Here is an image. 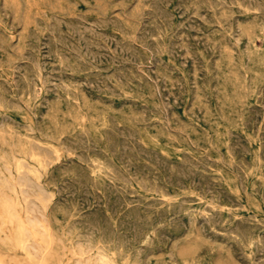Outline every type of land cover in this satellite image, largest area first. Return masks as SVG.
<instances>
[{
	"label": "rangeland",
	"instance_id": "obj_1",
	"mask_svg": "<svg viewBox=\"0 0 264 264\" xmlns=\"http://www.w3.org/2000/svg\"><path fill=\"white\" fill-rule=\"evenodd\" d=\"M231 1L199 0V3L197 0H0V264H264V1ZM201 17L205 21L208 19L206 23ZM204 39L208 40L205 42ZM159 45L161 46L158 47ZM128 75L132 76L131 79ZM186 156L188 157L184 159ZM237 167L242 171H238ZM182 175L189 176L184 178ZM254 224L257 226L254 227ZM205 246L208 248H204Z\"/></svg>",
	"mask_w": 264,
	"mask_h": 264
},
{
	"label": "bare ground",
	"instance_id": "obj_2",
	"mask_svg": "<svg viewBox=\"0 0 264 264\" xmlns=\"http://www.w3.org/2000/svg\"><path fill=\"white\" fill-rule=\"evenodd\" d=\"M145 1H146V0H145ZM161 1H162V0H161ZM197 1L199 2V0H197ZM212 1H214V0H212ZM223 1H224V0H223ZM225 1H226V0H225ZM232 1H234V0H232ZM232 1H231V2H232ZM235 1H236V0H235ZM235 1H234V2H235ZM237 1H238V0H237ZM239 1H240V0H239ZM239 1H238V2H239ZM254 1H255V0H254ZM254 1H253V2H254ZM263 1H264V0H263ZM163 2H164V1H163ZM163 2H162V3H163ZM204 2H205V0H204ZM210 2H211V1H210ZM210 2H209V3H210ZM217 2H218V1H217ZM231 2H230V3H231ZM245 2H246V1H245ZM250 2H251V1H250ZM250 2H248V3H250ZM143 3H144V2H143ZM152 3H153V2H152ZM189 3H191V2H189ZM199 3H200V2H199ZM256 3H257V0H256ZM148 4H149V3H148ZM157 4H158V2H157ZM166 4H169V3H166ZM194 4H196V3H194ZM232 4H233V3H232ZM237 4H238V3H237ZM240 4H241V3H240ZM253 4H254V3H253ZM169 5H170V4H169ZM187 5H188V4H187ZM196 5H197V4H196ZM209 5H210V4H209ZM215 5H217V4H215ZM225 5H226V4H225ZM228 5H229V4H227V6H228ZM242 5H244V3H243ZM246 5H247V4H246ZM263 5H264V3H263ZM153 6H154V5H153ZM161 6H162V5H161ZM197 6L199 7V5H197ZM219 6H220V5H219ZM219 6H218V7H219ZM244 6H245V5H244ZM247 6H248V5H247ZM250 6H251V5H250ZM256 6H257V4H256ZM146 7H147V6H146ZM150 7H151V6H150ZM164 7H165V6H164ZM182 7H183V5H182ZM188 7H189V6H188ZM212 7H213V6H212ZM216 7H217V6H216ZM237 7H239V6H237ZM248 7H249V6H248ZM155 8H156V7H154V9H155ZM193 8H194V5H193ZM195 8H196V6H195ZM208 8H210V7L208 6ZM213 8H214V7H213ZM239 8H240V7H239ZM243 8H244V7H243ZM251 8H255V7H251ZM181 9H182V8H181ZM185 9H186V8H185ZM189 9H190V8H189ZM200 9H201V8H200ZM204 9H205V8H204ZM215 9H216V8H215ZM263 9H264V8H263ZM263 9H262V10H263ZM29 10H30V9H29ZM42 10H43V9H42ZM144 10H145V9H144ZM148 10H149V9H148ZM155 10H156V9H155ZM157 10H158V9H157ZM157 10H156V11H157ZM168 10H169V9H168ZM193 10H194V9H193ZM208 10H209V9H208ZM223 10H224V8H223ZM229 10H230V9H229ZM238 10H240V9H238ZM43 11H44V10H43ZM68 11H69V9H68ZM68 11H67V12H68ZM169 11H170V10H169ZM189 11H190V10H189ZM194 11H195V10H194ZM194 11H193V12H194ZM231 11H232V10H231ZM240 11H241V10H240ZM159 12H160V11H159ZM161 12H162V11H161ZM172 12H173V11H172ZM184 12H185V11H184ZM214 12H215V10H214ZM220 12H221V11H220ZM233 12L236 13V12L234 11V9H233ZM249 12H250V11H249ZM29 13H30V12H29ZM150 13H151V11H150ZM234 13H233V14H234ZM241 13H242V12H241ZM148 14H149V13H148ZM151 14H152V13H151ZM154 14H155V13H154ZM172 14H173V13H172ZM192 14H193V13H192ZM195 14H196V13H195ZM198 14H199V13H197V15H198ZM215 14H216V12H215ZM221 14H222V13H221ZM223 14H224V13H223ZM228 14H229V13H228ZM228 14H227V15H228ZM243 14H244V13H243ZM243 14H242V15H243ZM54 15H55V14H54ZM54 15H53V16H54ZM82 15H83V14H82ZM84 15H85V14H84ZM84 15H83V16H84ZM169 15H170V13H169ZM190 15H191V14H190ZM190 15H189V16H190ZM200 15H201V14H200ZM210 15H211V14H210ZM217 15H218V14H217ZM217 15H216V16H217ZM224 15H225V14H224ZM260 15H261V14H260ZM0 16H1V15H0ZM57 16H58V15H57ZM57 16H54V17H57ZM85 16H86V15H85ZM117 16H119V15H117ZM148 16H149V15H148ZM159 16H160V15H159ZM202 16H203V14H202ZM219 16H220V14H219ZM219 16H217V17H219ZM230 16H232V15H230ZM235 16H236V15H235ZM38 17H39V16H38ZM54 17H53V18H54ZM67 17H68V16H67ZM98 17H99V16H98ZM98 17H96V19H97ZM166 17L169 18V16H166ZM171 17H172V16H171ZM193 17H194V16H193ZM220 17H222V16H220ZM40 18H41V16H40ZM40 18H38V19H40ZM70 18H71V17H70ZM103 18H104V17H103ZM119 18H120V17H119ZM148 18H150V17H148ZM172 18H173V17H172ZM206 18H207V17H206ZM223 18H224V17H223ZM254 18H255V17H254ZM38 19H37V20H38ZM56 19H57V18H56ZM61 19H62V18H61ZM98 19H99V18H98ZM113 19H114V18H113ZM113 19H112V20H113ZM156 19H157V18H155V20H156ZM204 19H205V18H203V20H204ZM209 19H211V18H209ZM221 19H222V18H221ZM226 19H227V18H226ZM230 19H231V18H230ZM230 19H229V20H230ZM262 19H263V18H262ZM105 20H106V19H105ZM152 20H153V19H152ZM201 20H202V17H201ZM203 20H202V21H203ZM207 20H208V19H206V21H207ZM216 20H217V19H216ZM59 21H60V20H59ZM67 21H68V20H67ZM81 21H82V20H81ZM86 21H87V20H86ZM197 21H198V20H197ZM204 21H205V20H204ZM204 21H203V22H204ZM206 21H205V23H206ZM210 21H211V20H210ZM248 21H249V20H248ZM251 21H252V20H251ZM56 22H57V21H56ZM101 22H102V21H101ZM107 22H109V21L107 20ZM116 22H117V21H116ZM119 22H120V20H119ZM150 22H151V21H150ZM182 22H183V21H182ZM215 22H216V21H215ZM220 22H221V20H220ZM244 22H245V21H244ZM39 23H40V22H39ZM50 23H51V22H50ZM61 23H62V22H61ZM65 23H66V22H65ZM72 23H73V22H72ZM89 23H90V22H89ZM89 23H88V24H89ZM178 23H179V22H178ZM189 23H190V22H189ZM196 23H197V22H196ZM210 23H211V22H210ZM213 23H214V22H213ZM222 23H223V21H222ZM227 23H228V22H227ZM229 23H231V22H229ZM252 23H253V22H252ZM58 24H60V23H58ZM58 24H56V25H58ZM113 24H115V23H113ZM119 24H121V23H119ZM150 24H151V23H150ZM150 24H149V25H150ZM172 24H173V23H172ZM179 24H180V23H179ZM194 24H195V23H194ZM248 24H250V23H248ZM254 24H255V23H254ZM24 25H25V23H24ZM44 25H45V24H44ZM49 25H50V24H49ZM49 25H48V26H49ZM79 25H80V24H79ZM81 25H82V24H81ZM92 25H93V24H92ZM95 25H96V24H95ZM149 25H148V26H149ZM155 25H157V24H155ZM158 25H159V24H158ZM176 25H177V24H176ZM181 25H182V24H181ZM188 25H189V24H188ZM213 25H214V24H213ZM225 25H227V24H225ZM236 25H237V24H236ZM242 25H243V24H242ZM38 26H39V25H38ZM50 26H52V25H50ZM68 26H69V25H68ZM77 26H78V24H77ZM100 26H101V25H100ZM105 26H106V25H105ZM146 26H147V25H146ZM185 26H186V25H185ZM200 26H201V25H200ZM220 26H221V24H220ZM227 26H228V25H227ZM240 26H241V25H240ZM263 26H264V24H263ZM53 27H54V26H53ZM59 27H60V26H59ZM69 27H70V26H69ZM73 27H74V26H73ZM149 27H150V26H149ZM161 27H162V26H161ZM177 27H178V26H177ZM177 27L175 28V30L177 29ZM188 27H189V26H188ZM225 27H226V26H225ZM228 27H229V26H228ZM236 27H237V26H236ZM241 27H242V26H241ZM245 27H247V26H245ZM254 27H255V25H254ZM30 28H31V27H30ZM77 28H78V27H77ZM88 28H89V27H88ZM94 28H95V27H94ZM104 28H106V27H104ZM108 28H109V27H108ZM156 28H157V27H156ZM186 28H187V27H186ZM195 28H196V27H195ZM232 28H233V25H232ZM243 28H244V27H243ZM248 28H249V27H248ZM256 28H257V27H256ZM75 29H76V28H75ZM90 29H91V28H90ZM146 29H147V28H146ZM157 29H158V28H157ZM204 29H205V28H204ZM207 29H209V28H207ZM230 29H231V28H230ZM230 29H229V30H230ZM250 29H251V28H250ZM254 29H255V28H254ZM254 29H253V30H254ZM66 30H67V29H66ZM80 30H81V29H80ZM92 30H93V29H92ZM136 30H138V29H136ZM149 30H151V29L149 28ZM158 30H159V29H158ZM185 30H186V29H185ZM220 30H221V29H220ZM233 30H234V29H233ZM233 30H232V31H233ZM236 30H237V29H236ZM240 30H241V29H240ZM38 31L40 32V30H38ZM67 31H68V30H67ZM81 31H82V30H81ZM106 31H107V30H106ZM128 31H129V30H128ZM128 31H127V32H128ZM153 31H154V30H153ZM162 31H163V30H162ZM172 31H173V30H172ZM180 31H181V30H180ZM232 31H231V32H232ZM245 31H246V29H245ZM31 32H32V31H31ZM78 32H79V30H78ZM107 32H108V31H107ZM121 32H122V31H121ZM181 32H182V31H181ZM184 32H185V31H184ZM184 32H183V33H184ZM215 32H216V31H215ZM242 32H243V31H241V33H242ZM253 32H254V31H253ZM253 32H252V34H253ZM60 33H62V32H60ZM76 33H77V32H76ZM99 33H100V32H99ZM123 33H125V31H123ZM128 33H129V32H128ZM176 33H177V31H176ZM185 33H186V32H185ZM190 33H191V32H190ZM203 33H204V32H203ZM218 33H219V32H218ZM234 33H235V32H234ZM243 33H244V32H243ZM254 33H255V32H254ZM63 34H64V33H63ZM66 34H67V33H66ZM84 34H85V33H84ZM108 34H109V33H108ZM111 34H112V32H111ZM114 34H115V33H114ZM131 34H133V33H131ZM134 34H136V33H134ZM147 34H148V33H147ZM163 34H164V33H163ZM174 34H175V33H174ZM180 34H181V33H180ZM187 34H188V32H187ZM204 34H205V33H204ZM206 34H208V33H206ZM239 34H240V33H239ZM28 35H29V34H28ZM33 35H34V32H33ZM39 35H40V34H39ZM54 35H55V34H54ZM64 35H65V34H64ZM101 35H102V34H101ZM115 35H117V34H115ZM160 35H161V33H160ZM247 35H248V33H247ZM247 35H246V36H247ZM42 36H43V35H42ZM82 36H83V35H82ZM82 36L80 35V37H82ZM131 36H132V35H131ZM134 36H135V35H134ZM145 36H146V35H145ZM161 36H162V35H161ZM186 36H187V35H186ZM188 36H189V35H188ZM234 36H235V35H234ZM32 37H33V36H32ZM45 37H46V36H45ZM45 37H44V38H45ZM50 37H51V36H50ZM83 37H84V36H83ZM98 37H100V36H98ZM103 37H104V36H103ZM108 37H109V35H108ZM110 37H111V36H110ZM135 37H136V36H135ZM135 37H134V39H135ZM141 37H142V36H141ZM171 37H172V36H171ZM189 37H190V36H189ZM256 37H257V36H256ZM260 37H261V36H260ZM47 38H48V37H47ZM51 38H52V37H51ZM54 38H55V37H54ZM94 38H95V37H94ZM96 38H97V37H96ZM128 38H129V37H128ZM131 38H132V37H131ZM155 38H157V37L155 36ZM168 38H169V37H168ZM182 38H183V37H182ZM251 38H252V37H251ZM49 39H50V38H49ZM132 39H133V38H132ZM171 39H172V38H171ZM176 39H177V38H176ZM189 39H190V38H189ZM210 39H211V37H210ZM219 39H220V38H219ZM219 39H218V40H219ZM229 39H231V38H229ZM262 39H263V38H262ZM30 40H31V39H30ZM50 40H51V39H50ZM74 40H75V39H74ZM84 40H85V39H84ZM97 40H98V39H97ZM104 40H105V39H104ZM139 40H140V39H139ZM159 40H160V39H159ZM169 40H170V39H169ZM180 40H181V41H184V40H182V39H180ZM190 40H191V39H190ZM190 40H189V41H190ZM193 40H194V39H193ZM204 40H205V39H204ZM207 40H208V39H207ZM207 40H205V42H206ZM31 41H32V40H31ZM65 41H66V40H65ZM65 41H64V42H65ZM90 41H91V40H90ZM100 41H101V40H100ZM102 41H103V40H102ZM116 41H117V40H116ZM121 41H122V40H121ZM155 41H156V40H155ZM211 41H212V40H211ZM216 41H217V40H216ZM216 41H215V42H216ZM230 41H231V40H230ZM263 41H264V40H263ZM54 42H55V41H54ZM69 42H71V41H69ZM92 42H93V41H92ZM95 42H96V40H95ZM132 42H133V40H132ZM144 42H145V41H144ZM186 42H187V41H186ZM209 42H210V41H209ZM220 42H221V41H220ZM232 42H233V40H232ZM235 42H236V41H235ZM241 42H242V41H241ZM245 42H246V41H245ZM31 43H32V42H31ZM36 43H37V42H36ZM66 43H67V42H66ZM86 43H87V41H86ZM96 43H97V42H96ZM104 43H105V42H104ZM112 43H113V42H112ZM118 43H119V42H118ZM125 43H126V42H125ZM130 43H131V42H130ZM150 43H152V42H150ZM150 43H149V44H150ZM168 43H169V42H168ZM175 43H176V42H175ZM183 43H184V42H183ZM187 43H188V42H187ZM187 43H186V44H187ZM190 43H191V42H190ZM194 43H195V42H194ZM210 43H211V42H210ZM247 43H248V42H247ZM254 43H255V42H254ZM256 43H257V42H256ZM45 44H46V43H45ZM49 44H50V43H49ZM106 44H107V43H106ZM110 44H111V43H110ZM122 44H123V43H122ZM134 44H135V43H134ZM153 44H154V43H153ZM157 44H158V43H157ZM160 44H161V43H160ZM173 44H174V43H173ZM191 44H192V43H191ZM197 44H198V43H197ZM207 44H208V43H207ZM248 44H249V43H248ZM257 44H258V43H257ZM35 45H36V44H35ZM86 45H87V44H86ZM96 45H97V44H96ZM96 45H95V46H96ZM99 45H100V44H99ZM181 45H182V44H181ZM214 45H215V44H214ZM219 45H220V44H219ZM229 45H231V44H229ZM246 45H247V44H246ZM262 45H263V44H262ZM49 46H50V45H49ZM62 46H63V45H62ZM72 46H73V45H72ZM83 46H84V44H83ZM100 46H101V45H100ZM160 46H161V45H159L158 47H160ZM165 46H166V45H165ZM185 46H187V45H185ZM205 46H206V45H205ZM232 46H233V45H232ZM28 47H29V46H28ZM63 47H64V46H63ZM76 47H77V46H76ZM93 47H94V46H93ZM102 47H103V46H102ZM102 47H101V48H102ZM132 47H133V46H132ZM166 47H167V46H166ZM170 47H171V46H170ZM182 47H183V46H182ZM187 47H188V46H187ZM256 47H257V45H256ZM258 47H259V45H258ZM42 48H43V47H42ZM48 48L50 49V47H48ZM106 48H107V47H106ZM116 48H117V47H116ZM120 48H122V47H120ZM133 48H134V47H133ZM133 48H132V49H133ZM150 48H151V47H150ZM188 48H189V47H188ZM190 48H191V47H190ZM196 48H197V47H196ZM226 48H227V47H226ZM228 48H229V46H228ZM243 48H244V47H243ZM23 49H24V48H23ZM81 49H83V48H81ZM85 49H86V48H85ZM111 49L113 50V48H111ZM118 49H119V46H118ZM157 49H158V48H157ZM162 49H163V48H162ZM164 49H165V48H164ZM213 49H214V47H213ZM217 49H218V48H217ZM221 49H222V48H221ZM229 49H230V48H229ZM237 49H238V46H237ZM237 49H236V50H237ZM248 49H249V47H248ZM50 50H51V49H50ZM71 50H72V49H71ZM87 50H90V49H87ZM115 50H116V49H115ZM139 50H140V49H138V51H139ZM167 50H169V48H168ZM172 50H173V49H172ZM172 50H171V51H172ZM203 50H204V49H203ZM218 50H219V49H218ZM231 50H232V49H231ZM46 51H48V50H46ZM53 51H54V50H53ZM65 51H66V50H65ZM106 51H107V50H106ZM108 51H109V50H108ZM127 51H128V50H127ZM135 51H136V50H135ZM171 51H170V52H171ZM227 51H228V50H227ZM249 51H250V50H249ZM28 52H29V51H28ZM31 52H32V51H31ZM31 52H29V53H31ZM77 52H78V51H77ZM85 52H86V51H85ZM85 52H84V53H85ZM92 52H93V51H92ZM92 52H91V53H92ZM94 52H95V51H94ZM119 52H120V51H119ZM125 52H126V51H125ZM140 52H141V51H140ZM175 52H176V51H175ZM207 52H208V51H207ZM210 52H211V51H210ZM219 52H220V51H219ZM219 52H218V53H219ZM231 52H232V51H231ZM231 52H230V53H231ZM50 53H51V52H50ZM62 53H63V52H62ZM68 53H69V52H68ZM91 53H90V54H91ZM116 53H117V52H116ZM171 53H172V52H171ZM188 53H189V51H188ZM200 53H201V52H200ZM237 53H238V52H237ZM239 53H240V52H239ZM257 53H258V52H257ZM27 54H28V53H27ZM43 54H44V53H43ZM87 54H88V53H87ZM129 54H130V53H129ZM133 54H134V53H133ZM143 54H144V53H143ZM197 54H198V53H197ZM228 54H229V53H228ZM252 54H253V53H252ZM24 55H25V54H24ZM44 55H45V54H44ZM50 55H51V54H50ZM69 55H70V54H69ZM84 55H85V54H84ZM88 55H89V54H88ZM92 55H93V54H92ZM95 55H96V54H95ZM97 55H98V54H97ZM135 55H136V54H135ZM144 55H145V54H144ZM155 55H156V54H155ZM189 55H190V54H189ZM195 55H196V53H195ZM200 55H201V54H200ZM214 55H216V54H214ZM229 55H230V54H229ZM245 55H246V54H245ZM250 55H251V54H250ZM31 56H32V55H31ZM45 56H46V55H45ZM54 56H56V55H54ZM57 56H58V55H57ZM71 56H72V55H71ZM89 56H90V55H89ZM98 56H99V55H98ZM100 56H101V55H100ZM119 56H120V55H119ZM131 56H132V55H131ZM176 56H177V55H176ZM192 56H193V55H192ZM196 56H197V55H196ZM201 56H202V55H201ZM218 56H219V55H218ZM222 56H223V55H222ZM239 56H240V55H239ZM248 56H249V55H248ZM33 57H34V55H33ZM73 57H74V56H73ZM84 57H85V56H84ZM111 57H112V56H111ZM125 57H126V56H125ZM143 57H144V56H143ZM157 57H158V56H157ZM159 57H160V56H159ZM159 57H158V58H159ZM173 57H174V56H173ZM188 57H189V56H188ZM230 57H231V56H230ZM249 57H250V56H249ZM79 58H80V57H79ZM81 58H82V57H81ZM92 58H94V57H92ZM106 58H107V57H106ZM112 58H113V57H112ZM123 58H124V56H123ZM189 58H190V57H189ZM215 58H216V57H215ZM220 58H221V57H220ZM220 58H219V59H220ZM228 58H229V57H228ZM33 59H34V58H33ZM69 59H70V58H69ZM120 59H121V58H120ZM129 59H130V58H129ZM135 59H136V58H135ZM176 59H177V58H176ZM186 59H187V58H186ZM212 59H213V58H212ZM221 59H222V58H221ZM6 60H7V59H6ZM92 60H93V59H92ZM96 60H97V59H96ZM106 60H107V59H106ZM137 60H138V59H137ZM146 60H147V59H146ZM149 60L151 61V59H149ZM222 60H223V59H222ZM236 60H237V59H236ZM238 60H239V59H238ZM87 61H89V60H87ZM90 61H91V60H90ZM101 61H102V60H101ZM126 61H127V59H126ZM201 61H202V60H201ZM217 61H218V60H217ZM232 61H234L233 58H232ZM62 62H63V60H62ZM62 62H61V63H62ZM68 62L70 63V61H68ZM79 62H80V61H79ZM82 62H83V60H82ZM109 62H110V61H109ZM134 62H135V61H134ZM143 62H144V61H143ZM143 62H142V63H143ZM151 62H152V61H151ZM167 62H168V61H167ZM183 62L185 63V61H183ZM211 62H212V61H211ZM213 62H214V60H213ZM215 62H216V61H215ZM229 62H230V61H229ZM27 63H28V62H27ZM31 63H32V62H31ZM37 63H38V62H37ZM56 63H58V62H56ZM61 63H59V64H61ZM63 63H64V62H63ZM63 63H62V64H63ZM69 63H68V64H69ZM114 63H115V61H114ZM130 63H131V62H130ZM142 63H141V64H142ZM148 63H149V62H148ZM148 63H146V64H148ZM152 63H153V62H152ZM156 63H157V62H156ZM168 63H169V62H168ZM209 63H210V62H209ZM230 63H231V62H230ZM246 63H247V62H246ZM38 64H39V63H38ZM68 64H67V65H68ZM144 64H145V63H144ZM199 64H200V63H199ZM201 64H202V63H201ZM204 64H205V63H204ZM215 64H217V62H216ZM225 64H227V63H225ZM233 64H234V62H233ZM65 65H66V64H65ZM108 65H109V64H108ZM117 65H118V64H117ZM120 65H121V64H120ZM129 65H130V64H129ZM134 65H135V64H134ZM182 65H183V64H182ZM185 65H186V64H185ZM195 65H198V64H195ZM213 65H214V64H213ZM218 65H219V64H218ZM227 65H229V64H227ZM234 65H235V64H234ZM29 66H30V64H29ZM29 66H28V67H29ZM62 66H63V65H62ZM69 66H70V65H69ZM73 66H74V65H73ZM93 66H94V65H93ZM132 66H133V65H132ZM137 66H138V65H137ZM144 66H145V65H144ZM174 66H175V65H174ZM205 66H206V65H205ZM208 66H209V65H208ZM216 66H217V65H216ZM244 66H246V65H244ZM249 66H250V65H249ZM23 67H24V66H23ZM63 67H64V66H63ZM111 67H112V65H111ZM129 67H130V66H129ZM172 67H173V66H172ZM197 67H198V66H197ZM201 67H204V66H201ZM210 67H211V66H210ZM210 67H208V68H210ZM212 67H213V66H212ZM236 67H239V66L236 65ZM14 68H15V67H14ZM29 68H30V67H29ZM64 68H65V67H64ZM69 68H70V67H69ZM93 68H94V67H93ZM108 68H109V67H108ZM121 68H123V67H121ZM131 68H132V67H131ZM138 68H139V67H138ZM173 68H174V67H173ZM214 68H215V67H214ZM229 68H230V67H229ZM244 68H245V67H244ZM20 69H21V68H20ZM35 69H36V68H35ZM44 69H45V68H44ZM51 69H53V68H51ZM74 69H75V68H74ZM80 69H81V68H80ZM88 69H89V68H88ZM90 69H91V68H90ZM97 69H98V68H97ZM100 69H101V68H100ZM136 69H137V68H136ZM205 69H206V68H205ZM13 70H14V69H13ZM53 70H54V69H53ZM78 70H79V69H78ZM147 70H148V68H147ZM216 70H217V69H216ZM238 70H239V69H238ZM2 71H3V70H2ZM47 71H48V70H47ZM58 71H59V70H58ZM74 71H75V70H74ZM142 71H143V70H142ZM173 71H174V70H173ZM239 71H241V70H239ZM247 71H248V70H247ZM254 71H255V70H254ZM13 72H14V71H13ZM16 72H17V71H16ZM19 72H20V71H19ZM45 72H46V71H45ZM80 72H81V71H80ZM122 72H123V70H122ZM188 72H190V71H188ZM194 72H195V71H194ZM194 72H193V73H194ZM198 72H199V71H198ZM217 72H218V71H217ZM217 72H216V73H217ZM257 72H258V71H257ZM5 73H6V72H5ZM29 73H30V72H29ZM40 73H41V72H40ZM85 73H86V72H85ZM130 73H131V71L129 72V74H130ZM149 73H150V72H149ZM244 73H245V72H244ZM254 73H255V72H254ZM14 74H15V73H14ZM62 74H63V73H62ZM99 74H100V73H99ZM132 74H133V73H132ZM139 74H140V73H139ZM147 74H148V73H147ZM190 74H191V73H190ZM260 74H261V73H260ZM5 75H7V74H5ZM8 75H9V74H8ZM41 75H42V74H41ZM56 75H57V74H56ZM78 75H79V74H78ZM123 75H124V74H123ZM130 75H131V74H130ZM130 75H128V77H129ZM142 75H143V74H142ZM145 75H146V74H145ZM148 75H149V74H148ZM169 75H171V74H169ZM241 75H242V74H241ZM74 76H75V75H74ZM96 76H97V75H96ZM106 76H107V75H106ZM114 76H115V75H114ZM143 76H144V75H143ZM203 76H204V75H203ZM206 76H207V75H206ZM220 76H221V75H220ZM19 77H20V76H19ZM26 77H27V76H26ZM56 77H57V76H56ZM60 77H61V76H60ZM86 77H87V76H86ZM107 77H108V76H107ZM116 77H117V76H116ZM131 77H132V76H131ZM131 77H129V78L131 79ZM155 77H156V76H155ZM171 77H172V76H171ZM240 77H241V76H240ZM254 77H255V76H254ZM261 77H263V76H261ZM7 78H8V76H7ZM32 78H33V77H32ZM52 78H53V77H52ZM91 78H93V77H91ZM112 78H113V77H112ZM152 78H153V77H152ZM182 78H183V77H182ZM182 78H181V79H182ZM208 78H209V77H208ZM210 78H212V77L210 76ZM214 78H215V77H214ZM1 79H2V78H1ZM3 79H4V78H3ZM21 79H22V78H21ZM25 79H26V78H25ZM68 79H69V78H68ZM68 79H67V80H68ZM89 79H90V78H89ZM109 79H110V78H109ZM126 79H127V78H126ZM217 79H218V78H217ZM223 79H224V78H223ZM223 79H222V80H223ZM247 79H248V78H247ZM249 79H250V78H249ZM60 80H61V79H60ZM104 80H105V79H104ZM145 80H147V79L145 78ZM164 80H165V79H164ZM175 80H176V79H175ZM190 80H191V79H190ZM198 80H199V79H198ZM198 80H197V81H198ZM231 80H232V79H231ZM240 80H241V79H240ZM244 80H245V79H244ZM11 81H12V80H11ZM18 81H19V80H18ZM28 81H29V80H28ZM32 81H33V80H32ZM34 81H35V80H34ZM44 81H46V80H44ZM52 81H53V80H52ZM89 81H90V80H89ZM106 81H107V80H106ZM122 81H123V80H122ZM183 81H184V80H183ZM195 81H196V80H195ZM211 81H212V80H211ZM7 82H8V81H7ZM14 82H15V81H14ZM50 82H51V81H50ZM83 82H84V81H83ZM87 82H88V81H87ZM97 82H98V81H97ZM104 82H105V81H104ZM154 82H155V81H154ZM179 82H180V81H179ZM184 82H185V81H184ZM190 82H191V81H190ZM204 82H205V81H204ZM207 82H208V81H207ZM212 82H213V81H212ZM214 82H215V81H214ZM214 82H213V83H214ZM240 82H241V81H240ZM250 82H251V81H250ZM15 83H16V82H15ZM17 83H18V82H17ZM17 83H16V84H17ZM24 83H25V82H24ZM74 83H75V82H74ZM74 83H71V84H74ZM91 83H93V82H91ZM100 83H101V82H100ZM105 83H106V82H105ZM105 83H104V84H105ZM115 83H118V82H115ZM124 83H125V82H124ZM130 83H131V82H130ZM156 83H157V82H156ZM201 83H202V82H201ZM254 83H255V82H254ZM5 84H6V83H5ZM56 84H57V83H56ZM67 84H68V83H67ZM101 84H102V83H101ZM146 84H148V83H146ZM152 84H153V83H152ZM195 84H196V83H195ZM198 84H199V83H198ZM211 84H212V83H211ZM220 84H221V83H220ZM241 84H242V83H241ZM241 84H240V85H241ZM248 84H249V83H248ZM250 84H251V83H250ZM2 85H3V84H2ZM29 85H30V84H29ZM46 85H47V84H46ZM64 85H65V83H64ZM90 85H91V84H90ZM95 85H96V84H95ZM107 85H109V84H107ZM113 85H115V84H113ZM160 85H161V84H160ZM181 85H182V84H181ZM206 85H207V84H206ZM215 85H216V84H215ZM252 85H253V84H252ZM260 85H261V84H260ZM36 86H37V85H36ZM62 86H63V85H62ZM65 86H67V85H65ZM99 86H100V85H99ZM102 86H103V84H102ZM129 86H130V85H129ZM173 86H174V85H173ZM196 86H197V85H196ZM213 86H214V85H213ZM216 86H217V85H216ZM237 86H238V85H237ZM243 86H244V85H243ZM255 86H256V85H255ZM53 87H54V86H53ZM56 87H57V86H56ZM91 87H92V86H91ZM95 87H96V86H95ZM192 87H194V85H193ZM197 87H198V86H197ZM199 87H200V86H199ZM204 87H205V85H204ZM217 87H218V86H217ZM235 87H236V86H235ZM248 87H249V86H248ZM259 87H260V86H259ZM262 87H263V86H262ZM19 88H20V87H19ZM49 88H50V87H49ZM68 88H71V87L69 86ZM68 88L65 89V90H68ZM106 88H107V87H106ZM106 88H105V89H106ZM117 88H119V87H117ZM131 88H132V87H131ZM181 88H182V87H181ZM194 88H195V87H194ZM202 88H203V87H202ZM237 88H238V87H237ZM240 88H241V86H240ZM93 89H94V88H93ZM97 89H98V88H97ZM100 89H102V88H100ZM157 89H158V88H157ZM203 89H204V88H203ZM215 89H216V88H215ZM254 89L256 90V87H255ZM10 90H11V89H10ZM41 90H42V89H41ZM94 90H95V89H94ZM98 90H99V89H98ZM159 90H160V89H159ZM218 90H219V89H218ZM233 90H234V88H233ZM250 90H251V89H250ZM7 91H8V90H7ZM19 91H20V90H19ZM51 91H52V90H51ZM176 91H177V90H176ZM187 91H188V90H187ZM202 91H203V90H202ZM216 91H217V89H216ZM262 91H263V90H262ZM39 92H40V91H39ZM105 92H106V91H105ZM116 92H117V91H116ZM153 92H154V91H153ZM170 92H171V91H170ZM197 92H198V90H197ZM245 92H246V90H245ZM245 92H244V95L247 93V92H246V93H245ZM250 92H251V91H250ZM253 92H254V91H253ZM258 92H259V91L257 90V93H258ZM260 92H261V91H260ZM80 93H81V91H80ZM82 93H83V92H82ZM84 93H85V92H84ZM97 93H99V92H97ZM120 93H121V92H120ZM128 93H129V92H128ZM142 93H143V92H142ZM154 93H155V92H154ZM154 93H153V94H154ZM172 93H173V92H172ZM190 93H191V91H190ZM195 93H196V92H195ZM198 93H199V92H198ZM198 93H197V94H198ZM205 93H206V92H205ZM227 93H228V92H227ZM262 93H263V92H262ZM37 94H39V93H37ZM44 94H45V93H44ZM58 94H59V93H58ZM73 94L75 95V93H73ZM77 94H78V93H77ZM85 94H86V93H85ZM163 94H164V93H163ZM179 94H180V93H179ZM197 94H196V96H197ZM213 94H214V93H213ZM237 94L239 95V92H237ZM34 95H35V94H34ZM41 95H42V94H41ZM47 95H48V94H47ZM59 95H60V94H59ZM118 95H120V94H118ZM180 95H181V94H180ZM191 95H193V94H191ZM230 95H231V94H230ZM5 96H6V95H5ZM67 96H68V94H67ZM82 96H83V95H82ZM92 96H93V95H92ZM132 96H133V95H132ZM156 96H157V95H156ZM172 96H173V95H172ZM183 96H184V95H183ZM196 96H194V97H196ZM228 96H229V95H228ZM245 96H246V95H245ZM262 96H263V95H262ZM32 97H33V96H32ZM72 97H73V96H72ZM85 97H86V96H85ZM208 97H209V96H208ZM215 97H216V96H215ZM263 97H264V96H263ZM10 98H11V97H10ZM87 98H89V97H87ZM164 98H165V97H164ZM176 98H178V97H176ZM209 98H210V97H209ZM217 98H218V97H217ZM234 98H235V96H234ZM241 98H243V97H241ZM246 98H247V97H246ZM13 99H14V98H13ZM20 99H22V98H20ZM112 99H113V98H112ZM129 99H130V98H129ZM136 99H137V98H136ZM192 99L194 100L193 96H192ZM218 99H219V98H218ZM225 99H227V98H225ZM9 100H10V99H9ZM43 100H44V99H43ZM97 100H98V99H97ZM131 100H132V99H131ZM133 100H134V99H133ZM193 100H192V101H193ZM207 100H208V99H207ZM263 100H264V99H263ZM4 101H5V100H4ZM19 101H20V100H19ZM47 101H48V100H47ZM122 101H123V99H122ZM258 101H259V99H258ZM26 102H27V101H26ZM35 102H36V101H35ZM35 102H34V103H35ZM53 102H54V101H53ZM77 102H78V101H77ZM163 102H164V101H163ZM163 102H162V103H163ZM165 102H166V101H165ZM211 102H212V101H211ZM217 102H218V100H217ZM237 102H238V101H237ZM4 103H5V102H4ZM4 103H3V104H4ZM12 103H13V102H12ZM49 103H50V102H49ZM78 103H80V102H78ZM115 103H116V102H115ZM172 103H173V102H172ZM177 103H178V102H177ZM235 103H236V102H235ZM240 103H241V100H240ZM243 103H244V102H243ZM257 103H258V102H257ZM41 104H42V103H41ZM218 104H219V103H218ZM236 104H237V103H236ZM244 104H245V103H244ZM262 104H263V102H262ZM24 105H25V104H24ZM28 105H29V104H28ZM35 105H36V104H35ZM46 105H47V103H46ZM140 105H141V104H140ZM146 105H147V104H146ZM168 105H169V104H168ZM178 105H179V103H178ZM241 105H242V104H241ZM13 106H14V105H13ZM107 106H108V105H107ZM157 106H158V105H157ZM172 106H174V105H172ZM196 106H197V105H196ZM219 106H220V105H219ZM227 106H228V105H227ZM242 106H244V105H242ZM114 107H115V106H114ZM146 107H148V106H146ZM170 107H171V106H170ZM203 107H204V106H203ZM230 107H231V106H230ZM248 107H249V106H248ZM251 107H252V106H251ZM255 107H256V106H255ZM21 108H22V107H21ZM35 108H36V107H35ZM35 108H34V109H35ZM37 108H38V107H37ZM73 108H74V107H73ZM115 108H117V107H115ZM135 108H136V107H135ZM148 108H149V107H148ZM148 108H147V109H148ZM155 108H157V107H155ZM155 108H154V109H155ZM168 108H169V107H168ZM198 108H200V107H198ZM218 108H219V107H218ZM257 108H258V107H257ZM261 108H262V107H261ZM1 109H2V108H1ZM78 109H79V108H78ZM112 109H113V107H112ZM237 109H238V108H237ZM114 110H115V109H114ZM143 110H144V109H143ZM167 110H168V109H167ZM171 110H172V109H171ZM185 110H186V108H185ZM185 110H184V111H185ZM238 110H239V109H238ZM249 110H251L250 107H249ZM47 111H48V110H47ZM188 111L190 112V110H188ZM192 111H193V110H192ZM253 111H254V110H253ZM260 111H261V109H260ZM118 112H119V111H118ZM142 112H143V111H142ZM166 112H167V111H166ZM166 112H165V113H166ZM169 112H170V111H169ZM204 112H205V111H204ZM212 112H213V111H212ZM242 112H243V111H242ZM250 112H251V111H250ZM258 112H259V111H258ZM4 113H5V112H4ZM69 113H70V116H71V115H72L71 112H69ZM171 113H172V112H171ZM192 113H193V112H192ZM252 113H253V112H252ZM260 113H261V112H260ZM262 113H263V112H262ZM162 114H163V112H162ZM186 114H187V113H186ZM222 114H223V113H222ZM238 114H239V113H238ZM250 114H251V113H250ZM3 115H4V114H3ZM36 115H37V114H36ZM36 115H35V116H36ZM108 115L111 116L112 114H108ZM144 115H146V114H144ZM169 115H170V114H169ZM171 115H172V114H171ZM198 115H199V114H198ZM241 115H242V114H241ZM244 115H245V114H244ZM42 116H43V115H42ZM112 116H114V115H112ZM141 116H142V115H141ZM161 116H162V115H161ZM174 116H175V115H174ZM187 116H188V115H187ZM259 116H260V115H259ZM3 117H4V116H3ZM56 117H57V116H56ZM82 117H83V116H82ZM84 117H85V116H84ZM196 117H198V116H196ZM226 117H227V115H226ZM232 117H233V116H232ZM238 117H239V116H238ZM249 117H250V116H249ZM262 117H263V116H262ZM7 118H8V117H7ZM146 118H147V117H146ZM191 118H192V117H191ZM10 119H11V118H10ZM143 119H144V118H143ZM198 119H199V118H198ZM205 119H206V118H205ZM205 119H203V120H205ZM228 119H229V118H228ZM242 119H243V118H242ZM14 120H15V119H14ZM159 120H160V119H159ZM206 120H207V119H206ZM209 120H210V119H209ZM149 121H151V120H149ZM162 121H163V120H162ZM216 121H217V120H216ZM228 121H229V120H228ZM243 121H245V119H244ZM249 121H250V120H249ZM251 121H252V120H251ZM259 121H260V120H259ZM261 121H263V120L261 119ZM2 122H3V121H2ZM139 122H140V121H139ZM181 122H182V121H181ZM181 122H180V123H181ZM206 122H207V121H206ZM217 122H218V121H217ZM234 122H235V121H234ZM36 123H37V122H36ZM180 123H179V124H180ZM250 123H251V122H250ZM21 124H22V123H21ZM51 124H52V123H51ZM106 124H107V123H106ZM147 124H149V123H147ZM169 124H170V123H169ZM197 124H198V123H197ZM257 124H258V123H257ZM260 124H261V122H260ZM52 125H53V124H52ZM93 125H94V124H93ZM123 125H124V124H123ZM163 125H164V124H163ZM192 125H195V124H192ZM224 125H225V124H224ZM227 125H228V124H227ZM3 126H4V125H3ZM21 126H22V125H21ZM86 126H87V125H86ZM94 126H96V125H94ZM115 126H116V125H115ZM118 126H119V125H118ZM124 126H125V125H124ZM177 126H178V124L176 125V128H177ZM244 126H245V125H244ZM8 127H9V126H8ZM82 127H83V126H82ZM165 127H166V126H165ZM169 127H171V126H169ZM228 127H229V126H228ZM247 127H249V126H247ZM29 128H30V127H29ZM85 128H86V127H85ZM85 128H84V129H85ZM105 128H106V127H105ZM130 128H131V127H130ZM179 128H180V127H179ZM181 128H182V127H181ZM255 128H257V127H255ZM255 128H254V129H255ZM258 128H259V127H258ZM14 129H15V127H14ZM32 129H33V128H32ZM74 129H75V128H74ZM87 129H88V126H87L86 130H87ZM109 129H110V128H109ZM137 129H138V128H137ZM168 129H169V128H168ZM211 129H212V128H211ZM226 129H227V128H226ZM8 130H9V129H8ZM104 130H105V129H104ZM120 130H122V129H120ZM174 130H175V129H174ZM179 130H180V129H179ZM185 130H186V129H185ZM215 130H216V129H215ZM257 130H258V129H257ZM261 130H262V129H261ZM263 130H264V129H263ZM35 131H36V130H35ZM87 131H88V130H87ZM112 131H113V130H112ZM129 131H130V130H129ZM189 131H190V130H189ZM194 131H195V130H194ZM258 131H259V130H258ZM16 132H18V131H16ZM29 132H30V131H29ZM78 132H79V131H78ZM78 132H77V133H78ZM114 132H115V131H114ZM125 132H126V131H125ZM184 132H185V131H184ZM186 132H188V131L186 130ZM196 132H197V130H196ZM198 132H200V131H198ZM206 132H207V131H206ZM222 132H223V131H222ZM229 132H230V130H229ZM229 132H228V133H229ZM232 132H233V130H232ZM243 132H244V131H243ZM33 133H34V132H33ZM83 133H84V132H83ZM122 133H123V132H122ZM241 133H242V132H241ZM261 133H262V132H261ZM12 134H13V133H12ZM12 134H11V135H12ZM78 134H79V133H78ZM81 134H82V133H81ZM85 134H86V133H85ZM173 134H174V133H173ZM188 134H189V133H188ZM237 134H238V133H237ZM254 134H256V132H255ZM258 134H259V133H258ZM262 134L264 135V132H263ZM28 135H29V134H28ZM34 135H35V134H34ZM46 135H47V134H46ZM83 135H84V134H83ZM88 135H89V133H88ZM116 135H117V134H116ZM139 135H140V134H139ZM189 135H190V134H189ZM207 135H208V134H207ZM260 135H261V134H260ZM9 136H10V134H9ZM21 136H22V135H21ZM29 136H30V135H29ZM32 136H33V134H32ZM41 136H42V135H41ZM49 136H51V135H49ZM62 136H63V135H62ZM90 136H91V135H90ZM118 136H119V135H118ZM126 136H127V134H126ZM128 136H129V135H128ZM151 136H152V135H151ZM170 136H171V135H170ZM183 136H184V134H183ZM187 136H188V135H187ZM224 136H225V135H224ZM17 137H20V136H17ZM23 137H25V136H23ZM53 137H54V136H53ZM53 137H51V138H53ZM68 137H69V135H68ZM102 137H103V136H102ZM140 137H141V136H140ZM157 137H158V136H157ZM172 137H175V136H172ZM263 137H264V136H263ZM263 137H262V138H263ZM12 138L14 139V137H12ZM25 138H26V137H25ZM58 138H59V137H58ZM71 138H73V136H72ZM74 138H75V140H76V137H74ZM74 138H73V139H74ZM119 138H120V137H119ZM136 138H137V137H136ZM210 138H211V137H210ZM236 138H237V137H236ZM239 138H240V135H239ZM241 138H242V137H241ZM262 138H261V139H262ZM26 139H27V138H26ZM31 139H32V138H31ZM53 139H54V138H53ZM90 139H91V138H90ZM242 139H243V138H242ZM19 140H20V139H19ZM68 140H69V139H68ZM85 140H86V139H85ZM126 140H127V139H126ZM190 140H191V139H190ZM234 140H235V139H234ZM237 140H238V138H237ZM33 141H34V138H33ZM33 141H32V142H33ZM57 141H59V140H57ZM72 141H73V140H72ZM79 141H80V140H79ZM89 141H90V140H88V142H89ZM94 141H95V140H94ZM136 141H138V140H136ZM193 141H194V140H193ZM229 141H230V140H229ZM260 141H261V140H260ZM35 142H36V140H35ZM40 142H41V141H40ZM76 142H77V141H76ZM86 142H87V141H86ZM142 142H143V141H142ZM208 142H209V141H208ZM246 142H247V141H246ZM246 142H245V144H247ZM15 143H16V142H15ZM33 143H34V142H33ZM82 143H83V142H82ZM98 143H99V142H98ZM110 143H111V142H110ZM223 143H224V141H223ZM229 143H230V142H229ZM229 143H228V145H229ZM237 143H238V142H237ZM237 143H236V144H237ZM242 143H243V142H242ZM242 143H241V144H242ZM262 143H263V142H262ZM34 144H35V143H34ZM74 144H75V143H74ZM104 144H105V143H104ZM125 144H126V143H125ZM138 144H139V142H138ZM179 144H180V143H179ZM188 144H189V143H188ZM191 144H192V143H191ZM226 144H227V142H226ZM231 144H232V143H231ZM248 144H249V143H248ZM25 145H26V144H25ZM37 145H38V144H37ZM40 145H41V144H40ZM63 145H64V144H63ZM105 145H106V144H105ZM133 145H134V144H133ZM216 145H217V144H216ZM250 145H251V144H250ZM45 146H46V145H45ZM48 146H49V145H48ZM79 146H80V145H79ZM129 146H130V145H129ZM131 146H132V145H131ZM38 147H39V146H38ZM40 147H41V146H40ZM40 147H39V148H40ZM53 147H54V146H53ZM67 147H68V146H67ZM69 147H70V146H69ZM90 147H91V146H90ZM119 147H120V146H119ZM143 147H144V146H143ZM192 147H193V146H192ZM197 147H198V146H197ZM235 147H236V146H235ZM235 147H234V148H235ZM248 147H249V146H248ZM47 148H48V147H47ZM49 148H50V147H49ZM54 148H55V147H54ZM106 148H107V147H106ZM106 148H105V149H106ZM130 148H131V147H130ZM149 148H150V147H149ZM151 148H153V147H151ZM176 148H177V147H176ZM178 148H180V147H178ZM178 148H177V149H178ZM208 148H209V147H207V149H208ZM232 148H233V147H232ZM245 148H247V147L245 146ZM41 149H44V148L41 147ZM51 149H52V148H51ZM66 149H67V148H66ZM69 149H70V148H69ZM100 149H102V148H100ZM119 149H121V148H119ZM132 149H133V148H132ZM139 149H140V148H139ZM197 149H198V148H197ZM263 149H264V148H263ZM64 150H65V149H64ZM73 150H74V149H73ZM90 150H91V148H90ZM92 150H93V149H92ZM95 150H96V149H95ZM121 150H122V149H121ZM134 150H135V149H134ZM152 150H153V149H152ZM183 150H184V148H183ZM220 150H221V149H220ZM227 150H228V149H227ZM229 150H230V147H229ZM232 150L234 151V149H232ZM237 150H238V149H237ZM242 150H243V148H242ZM246 150H247V149H246ZM260 150H261V149H260ZM46 151H47V150H46ZM76 151H77V150H76ZM84 151H85V150H84ZM105 151H106V150H105ZM115 151H116V150H115ZM124 151H125V150H124ZM181 151H182V150H181ZM233 151H232V152H233ZM243 151H244V150H243ZM249 151H250V150H249ZM34 152H36V151H34ZM34 152H33V153H34ZM47 152H48V151H47ZM70 152H71V151H70ZM113 152H114V151H113ZM122 152H123V151H122ZM133 152H134V151H133ZM139 152H140V151H139ZM158 152H159V151H158ZM240 152H241V150H240ZM250 152H251V151H250ZM49 153H50V152H49ZM51 153H52V152H51ZM66 153H67V152H66ZM71 153H72V152H71ZM104 153H106V152H104ZM119 153H120V152H119ZM130 153H131V151H130ZM141 153H142V152H141ZM161 153L163 154V152H161ZM181 153H182V152H181ZM205 153H206V152H205ZM261 153H262V152H261ZM263 153H264V152H263ZM263 153H262V154H263ZM102 154H103V153H102ZM133 154H134V153H133ZM158 154H159V153H158ZM187 154H188V153H187ZM233 154H234V153H233ZM242 154H243V153H242ZM26 155H27V154H26ZM32 155H33V154H32ZM38 155H40V153H39ZM42 155H43V151H42ZM71 155H73V154H71ZM155 155H156V154H155ZM200 155H201V154H200ZM263 155H264V154H263ZM263 155H262V157H263ZM27 156H28V155H27ZM79 156L81 157V155H79ZM150 156H151V155H150ZM152 156H153V155H152ZM152 156H151V157H152ZM164 156H165V155H164ZM166 156H167V155H166ZM198 156H199V155H198ZM198 156H197V157H198ZM221 156H222V155H221ZM223 156H224V155H223ZM242 156H243V155H242ZM258 156H259V155H258ZM55 157H56V156H55ZM59 157H60V156H59ZM80 157H79V158H80ZM85 157H86V156H85ZM131 157H132V156H131ZM151 157H150V158H151ZM154 157H155V156H154ZM160 157H161V156H160ZM187 157H188V156L184 157V159L187 158ZM193 157H194V156H193ZM213 157H214V156H213ZM260 157H261V156H260ZM38 158H39V157H38ZM69 158H70V157H69ZM81 158H82V157H81ZM111 158H112V157H111ZM128 158H129V157H128ZM132 158H133V157H132ZM201 158H202V157H201ZM201 158H200V160H201ZM203 158H204V157H203ZM211 158H212V156H211ZM214 158H216V157H214ZM223 158H225V157H223ZM58 159H59V158H58ZM65 159H66V158H65ZM164 159H165V158H164ZM195 159H196V158H195ZM232 159H233V158H232ZM243 159H244V158H243ZM42 160H43V158H42ZM79 160H80V159H79ZM104 160H105V159H104ZM111 160H112V159H111ZM157 160H158V158H157ZM157 160H156V161H157ZM181 160H182V159H181ZM190 160H191V159H190ZM193 160H194V158H193ZM206 160H207V159H206ZM246 160H247V159H246ZM258 160H259V159H258ZM80 161H81V160H80ZM86 161H88V160H86ZM99 161H100V160H99ZM99 161H98V162H99ZM125 161H126V160H125ZM142 161H143V160H142ZM144 161H145V160H144ZM147 161H148V160H147ZM147 161H146V162H147ZM160 161H161V160H160ZM167 161H168V160H167ZM197 161H198V160H197ZM204 161H205V160H204ZM226 161H227V160H226ZM238 161H239V159H238ZM240 161H241V160H240ZM262 161H263V160H262ZM26 162H27V161H26ZM49 162H50V161H49ZM49 162H48V163H49ZM53 162H54V161H53ZM88 162H89V161H88ZM168 162H169V161H168ZM182 162H183V161H182ZM186 162H187V161H186ZM188 162H189V161H188ZM190 162H192V161H190ZM223 162H224V161H223ZM59 163H60V162H59ZM82 163H83V162H82ZM115 163H116V162H115ZM132 163H133V162H132ZM159 163H160V162H159ZM184 163H185V162H184ZM194 163H195V162H194ZM201 163H203V162H201ZM240 163H241V162H240ZM261 163H262V162H261ZM56 164H57V163H56ZM60 164H61V163H60ZM79 164H80V163H79ZM87 164H88V163H87ZM93 164H94V163H93ZM135 164H136V163H135ZM161 164H162V163H161ZM169 164H170V163H169ZM195 164H196V163H195ZM198 164H199V163H198ZM207 164H208V163H207ZM209 164H211V163H209ZM221 164H222V163H221ZM229 164H230V163H229ZM238 164H239V163H238ZM246 164H247V162H246ZM246 164H245V165H246ZM48 165H49V164H48ZM123 165H124V164H123ZM123 165H122V166H123ZM136 165H137V164H136ZM138 165H139V164H138ZM151 165H152V163H151ZM249 165H250V164H249ZM261 165H262V164H261ZM96 166H97V164H96ZM131 166H132V165H131ZM148 166H149V164H148ZM152 166H154V165H152ZM152 166H151V167H152ZM168 166H169V165H168ZM168 166H167V167H168ZM172 166H174V164H173ZM175 166H176V165H175ZM178 166H179V165H178ZM246 166H247V165H246ZM256 166H257V165H256ZM44 167H45V165H44ZM47 167H48V166H47ZM136 167H137V166H136ZM145 167H146V166H145ZM145 167H144V168H145ZM149 167H150V166H149ZM198 167H199V166H198ZM202 167H203V166H202ZM218 167H219V166H218ZM222 167H223V165H222ZM233 167H234V166H233ZM248 167H249V166H248ZM16 168H17V167H16ZM82 168H83V167H82ZM87 168H88V167H87ZM109 168H110V167H109ZM112 168H113V167H112ZM134 168H135V166H134ZM139 168H140V167H139ZM177 168H178V167H177ZM183 168H185V167L183 166ZM190 168H193V167L191 166ZM194 168H195V167H194ZM200 168H201V167H200ZM210 168H211V167H210ZM224 168H225V167H224ZM234 168H235V167H234ZM261 168H262V167H261ZM26 169H27V168H26ZM45 169H46V167H45ZM106 169H107V168H106ZM110 169H111V168H110ZM130 169H131V168H130ZM137 169H138V168H137ZM140 169H141V168H140ZM156 169H157V168H156ZM170 169H171V168H170ZM195 169H196V168H195ZM203 169H204V167H203ZM206 169H207V168H206ZM208 169H209V168H208ZM10 170H11V169H10ZM17 170H18V169H17ZM48 170H49V169H48ZM96 170H97V169H96ZM116 170H117V169H116ZM127 170H128V169H127ZM143 170H144V169H143ZM145 170H146V169H145ZM173 170H174V169H173ZM179 170H180V169H179ZM188 170H190V169L188 168ZM231 170H232V169H231ZM237 170H238V167H237ZM239 170H241V169H239ZM239 170H238V171H239ZM245 170H246V168H245ZM18 171H19V170H18ZM22 171H23V170H22ZM61 171H62V169H61ZM81 171H82V170H81ZM83 171H84V170H83ZM109 171H110V170H109ZM123 171H124V170H123ZM134 171H135V170H134ZM151 171H152V170H151ZM175 171H176V170H175ZM184 171H185V170H184ZM184 171H183V172H184ZM203 171H205V169H204ZM206 171H207V170H206ZM241 171H242V170H241ZM248 171H249V170H248ZM27 172H28V171H27ZM99 172L102 173L101 171H99ZM130 172H131V171H130ZM164 172H165V171H164ZM171 172H172V171H171ZM179 172H181V171H179ZM183 172H182V173H183ZM186 172H188V171H186ZM186 172H184V173H186ZM194 172H195V171H194ZM20 173H21V172H20ZM67 173H68V172H67ZM90 173H91V172H90ZM92 173H93V172H92ZM92 173H91V174H92ZM126 173H127V172H126ZM175 173H176V172H175ZM182 173H181V174H182ZM192 173H193V172H192ZM197 173H198V171H197ZM197 173H196V174H197ZM201 173H202V172H201ZM204 173H205V172H204ZM209 173H210V172H209ZM236 173H237V172H236ZM263 173H264V172H263ZM75 174H76V173H75ZM94 174H95V173H94ZM112 174H113V173H112ZM120 174H121V171H120ZM162 174H163V173H162ZM165 174H167V173H165ZM172 174H173V172H172ZM210 174H211V173H210ZM214 174H215V173H214ZM237 174H238V173H237ZM245 174H246V173H245ZM250 174H251V173H250ZM19 175H20V174H19ZM24 175H25V174H24ZM43 175H44V174H43ZM46 175H48V174H47V171H46ZM51 175H52V174H51ZM106 175H107V174H105V176H106ZM146 175H147V173H146ZM151 175H152V174H151ZM179 175H180V174H179ZM183 175H184V174H183ZM183 175H182V176H183ZM194 175H195V174H194ZM60 176H61V175H60ZM109 176H110V175H109ZM135 176H136V175H135ZM154 176H155V175H154ZM161 176H162V175H161ZM166 176H167V175H166ZM168 176H169V175H168ZM188 176H189V175H188ZM188 176H187V177H188ZM206 176H207V175H206ZM206 176H205V178H206ZM211 176H212V175H211ZM236 176H237V175H236ZM242 176H243V175H242ZM242 176H241V177H242ZM250 176H251V175H250ZM53 177H54V176H53ZM82 177H83V176H82ZM111 177H112V176H111ZM129 177H130V176H129ZM133 177H134V176H133ZM156 177H158V176H156ZM178 177H179V176H178ZM183 177H184V176H183ZM187 177H184V178H187ZM209 177H210V176H209ZM0 178H1V177H0ZM68 178H69V177H68ZM77 178H78V177H77ZM108 178H109V177H108ZM114 178H116V177H114ZM118 178H119V177H118ZM126 178H127V177H126ZM161 178H162V177H161ZM167 178H168V177H167ZM175 178H176V177H175ZM203 178H204V177H203ZM212 178H213V177H212ZM70 179H71V178H70ZM127 179H128V178H127ZM152 179H153V178H152ZM176 179H178V178H176ZM192 179H194V177H193ZM62 180H63V179H62ZM97 180H98V179H97ZM112 180H113V179H112ZM112 180H111V181H112ZM155 180H156V179H155ZM163 180H164V179H163ZM180 180H181V179H180ZM240 180H241V179H240ZM243 180H244V176H243ZM60 181H61V180H60ZM79 181H80V180H79ZM79 181H78V182H79ZM118 181H119V180H118ZM142 181H143V180H142ZM150 181H151V180H150ZM150 181H149V182H150ZM172 181H173V180H172ZM206 181H207V180H206ZM244 181H245V180H244ZM29 182H30V180H29ZM68 182H69V181H68ZM70 182H71V181H70ZM95 182H96V180H95ZM112 182H113V181H112ZM131 182H132V181H131ZM139 182H141V181H139ZM161 182H162V181H161ZM161 182H160V183H161ZM179 182H180V181H179ZM179 182H177V183H179ZM190 182H191V181H190ZM242 182H243V181H242ZM242 182H239V183H242ZM60 183H61V182H60ZM93 183H94V182H93ZM47 184H48V183H47ZM81 184H82V183H81ZM85 184H86V183H85ZM103 184H104V183H103ZM110 184H111V183H110ZM146 184H147V183H146ZM149 184H151V183H149ZM182 184H183V183H182ZM184 184H185V183H184ZM195 184H196V183H195ZM199 184H200V183H199ZM217 184H219V183H217ZM242 184H243V183H242ZM51 185H52V183H51ZM83 185H84V184H83ZM86 185H87V184H86ZM105 185H106V184H105ZM105 185H104V186H105ZM126 185H127V184H126ZM138 185H139V184H138ZM189 185H190V184H189ZM191 185H192V184H191ZM197 185H198V184H197ZM201 185H202V184H201ZM222 185H223V184H222ZM261 185H262V184H261ZM20 186H21V185H20ZM22 186H23V185H22ZM42 186H43V185H42ZM108 186H109V185H108ZM114 186H115V185H114ZM124 186H125V185H124ZM151 186H152V185H151ZM186 186H187V185H186ZM193 186H194V185H193ZM214 186H215V184H214ZM236 186H237V185H236ZM90 187H91V186H90ZM117 187H118V186H117ZM157 187H158V186H157ZM187 187H188V186H187ZM187 187H186V188H187ZM200 187H201V186H200ZM223 187H224V186H223ZM259 187H260V186H259ZM259 187H258V188H259ZM48 188H49V187H48ZM72 188H73V187H72ZM95 188H96V187H95ZM107 188H108V187H107ZM154 188H155V187H154ZM186 188H185V189H186ZM193 188H194V187H193ZM196 188H197V187H196ZM207 188H208V187H207ZM255 188H256V187H255ZM60 189H61V188H60ZM63 189H64V188H63ZM88 189H89V188H88ZM88 189H87V190H88ZM116 189H117V188H116ZM121 189H122V188H121ZM150 189H152V187H151ZM158 189H161V188H158ZM179 189H180V188H179ZM185 189H184V190H185ZM209 189H210V188H209ZM225 189H226V188H225ZM11 190H12V189H11ZM98 190H99V189H98ZM98 190H97V191H98ZM110 190H111V189H110ZM123 190H124V189H123ZM148 190H149V189H148ZM148 190H147V191H148ZM164 190H166V189H164ZM189 190H191V189L189 188ZM212 190H213V189H212ZM216 190H217V189H216ZM231 190H232V189H231ZM244 190H245V189H244ZM12 191H13V190H12ZM26 191H27V189H26ZM60 191H61V190H60ZM68 191H69V190H68ZM79 191H80V190H79ZM105 191H106V190H105ZM119 191H120V190H118V192H119ZM156 191H158V190H156ZM156 191H155V192H156ZM176 191H177V190H176ZM193 191H194V189H193ZM218 191H219V190H218ZM242 191H243V190H242ZM64 192H65V191H64ZM115 192H116V191H115ZM182 192H183V191H182ZM182 192H181V193H182ZM185 192H186V191H185ZM221 192H222V190H221ZM253 192H254V190H253ZM59 193H60V192H59ZM85 193H86V192H85ZM101 193H102V192H101ZM103 193H104V192H103ZM116 193H117V192H116ZM124 193H125V192H124ZM126 193H127V192H126ZM158 193H159V192H158ZM158 193H157V194H158ZM161 193H162V192H161ZM198 193H199V192H198ZM207 193H208V192H207ZM217 193H218V192H217ZM229 193H231V192H229ZM73 194H74V193H73ZM86 194H87V193H86ZM109 194H110V193H109ZM118 194H119V193H118ZM163 194H165V193L163 192ZM174 194H175V193H174ZM176 194H177V193H176ZM190 194H191V193H190ZM202 194H203V193H202ZM91 195H92V194H91ZM102 195H103V194H102ZM115 195H116V194H115ZM122 195H123V194H122ZM139 195H140V194H139ZM213 195H214V194H213ZM215 195H216V194H215ZM73 196H74V195H73ZM88 196H89V195H88ZM93 196H94V195H93ZM97 196H98V195H97ZM131 196H132V195H131ZM141 196H142V195H141ZM152 196H153V195H152ZM170 196H171V195H170ZM179 196H180V195H179ZM197 196H198V194H197ZM204 196H205V195H204ZM220 196H221V195H220ZM225 196H226V195H225ZM243 196H244V195H243ZM117 197H119V196H117ZM120 197H121V195H120ZM145 197H146V196H145ZM182 197H183V196H182ZM187 197H188V196H187ZM191 197H192V196H191ZM200 197H201V196H200ZM227 197H228V196H227ZM234 197H235V196H234ZM86 198H87V197H86ZM109 198H110V197H109ZM109 198H108V199H109ZM127 198H128V197H127ZM177 198H178V197H177ZM177 198H176V199H177ZM214 198H215V197H214ZM242 198H243V197H242ZM242 198H241V199H242ZM95 199H96V198H95ZM140 199H141V197H140ZM155 199H156V198H155ZM158 199H159V198H158ZM185 199H186V198H185ZM201 199H202V197H201ZM215 199H217V198H215ZM88 200H89V199H88ZM115 200H116V199H115ZM147 200H148V199H147ZM152 200H153V199H152ZM160 200H161V199H160ZM160 200H159V201H160ZM198 200H200V199H198ZM206 200H207V199H206ZM221 200H222V199H221ZM226 200H227V199H226ZM192 201H193V199H192ZM192 201H191V202H192ZM232 201H233V200H232ZM80 202H81V201H80ZM155 202L157 203V201H155ZM182 202H184V201H182ZM185 202H187V201H185ZM209 202H210V201H209ZM209 202H208V203H209ZM222 202H224V201H222ZM233 202H234V201H233ZM238 202H239V201H238ZM67 203H68V202H67ZM83 203H84V202H83ZM107 203H108V202H107ZM113 203L115 204V202H113ZM117 203H118V202H117ZM124 203H125V202H124ZM124 203H123V204H124ZM126 203H128V202H126ZM126 203H125V204H126ZM188 203H190V202H188ZM193 203H194V202H193ZM235 203H236V202H235ZM35 204H36V203H35ZM94 204H96V203H94ZM135 204H136V203H135ZM137 204H138V203H137ZM163 204H164V203H163ZM176 204H177V203H176ZM222 204H223V203H222ZM232 204H233V203H232ZM56 205H57V204H56ZM100 205H101V204H100ZM104 205H105V204H104ZM214 205H215V204H214ZM36 206H37V205H36ZM81 206H82V205H81ZM93 206H94V205H93ZM144 206H145V204H144ZM169 206H171V205H169ZM172 206H173V205H172ZM210 206H211V205H210ZM223 206H225V205H223ZM241 206H242V205H241ZM241 206H240V207H241ZM245 206H246V205H245ZM77 207H79V206H77ZM94 207H95V206H94ZM120 207H121V206H120ZM139 207H140V206H139ZM145 207H146V206H145ZM149 207H150V206H149ZM151 207H153V206H151ZM155 207H156V206H155ZM181 207H182V206H181ZM181 207H179V208H181ZM204 207H205V206H204ZM214 207H215V206H214ZM214 207H213V208H214ZM59 208H60V207H59ZM100 208H101V207H100ZM111 208H112V207H111ZM170 208H171V207H170ZM182 208H183V207H182ZM190 208H191V207H190ZM190 208H189V209H190ZM213 208H212V209H213ZM241 208H242V207H241ZM161 209H162V208H161ZM161 209H160V210H161ZM196 209H197V208H196ZM236 209H237V208H236ZM33 210H34V209H33ZM75 210H76V209H75ZM102 210H103V209H102ZM175 210H176V209H175ZM178 210H179V209H178ZM186 210H187V209H186ZM224 210H225V209H224ZM247 210H249V209L247 208ZM38 211H39V210H38ZM85 211H86V210H85ZM129 211H130V210H129ZM179 211H180V210H179ZM187 211H188V210H187ZM207 211H208V210H207ZM219 211H220V210H219ZM236 211H237V210H236ZM252 211H253V210H252ZM123 212H124V211H123ZM123 212H122V213H123ZM169 212H170V211H169ZM183 212H184V209H183ZM185 212H186V211H185ZM208 212H209V211H208ZM213 212H215V211H213ZM217 212H218V211H217ZM217 212H216V213H217ZM221 212H222V211H221ZM226 212H227V210H226ZM27 213H28V212H27ZM75 213H76V212H75ZM116 213H117V212H116ZM223 213H224V212H223ZM229 213H231V212H229ZM235 213H236V212H235ZM237 213H238V212H237ZM87 214H88V213H87ZM160 214H161V213H160ZM186 214H188V213H186ZM190 214H191V212H190ZM212 214H213V213H212ZM252 214H254V213H252ZM91 215H92V214H91ZM177 215H178V214H177ZM213 215L215 216V214H213ZM233 215H234V214H233ZM240 215H241V214H240ZM257 215H258V214H257ZM36 216H37V215H36ZM42 216H43V215H42ZM139 216H140V215H139ZM203 216H205V215H203ZM203 216H202V217H203ZM236 216H237V215H236ZM248 216H251V215L249 214ZM254 216H255V215H254ZM80 217H81V216H80ZM119 217H120V216H119ZM178 217H179V216H178ZM192 217H193V216H192ZM202 217H201V218H202ZM219 217L221 218V214H220ZM76 218H77V217H76ZM81 218H82V217H81ZM140 218H141V217H140ZM175 218H176V216H175ZM175 218H174V220H175ZM209 218H210V217H209ZM241 218H242V216H241ZM258 218H259V216H258ZM135 219H136V218H135ZM170 219H171V218H170ZM180 219H181V218H180ZM189 219H191V218H189ZM197 219H198V218H197ZM210 219H211V218H210ZM212 219H213V218H212ZM216 219H217V218H216ZM216 219H215V222H216ZM221 219H222V218H221ZM235 219H236V218H235ZM245 219H246V218H245ZM248 219H249V218H248ZM259 219H261V218H259ZM50 220H51V219H50ZM120 220H121V219H120ZM225 220H226V219H225ZM243 220H244V219H243ZM257 220H258V219H257ZM110 221H111V220H110ZM137 221H138V220H137ZM175 221H176V220H175ZM190 221H191V220H190ZM248 221H249V220H248ZM263 221H264V220H263ZM96 222H97V221H96ZM135 222H136V221H135ZM135 222H134V223H135ZM181 222H182V221H181ZM203 222H204V221H203ZM205 222H206V220H205ZM209 222H210V220H209ZM209 222H208V224H209ZM215 222H214V223H215ZM237 222H238V221H237ZM245 222H246V221H245ZM255 222H256V221H255ZM255 222H253V223H255ZM257 222H258V221H257ZM72 223H73V222H72ZM88 223H89V222H88ZM110 223H111V222H110ZM178 223L180 224V222H178ZM214 223H213V224H214ZM223 223H225V222H223ZM74 224H75V223H74ZM86 224H87V223H86ZM111 224H112V223H111ZM174 224H175V223H174ZM179 224H178V225H179ZM191 224H192V223H191ZM191 224H190V225H191ZM241 224H242V222H241ZM243 224H244V222H243ZM257 224H259V223H257ZM116 225H117V224H116ZM164 225H165V224H164ZM194 225H195V224H194ZM202 225H203V224H202ZM214 225H215V224H214ZM235 225H236V224H235ZM239 225H240V223L238 224V226H239ZM244 225H245V224H244ZM249 225H250V224H249ZM255 225H256V224H254V227H255ZM259 225H260V224H259ZM34 226H35V225H34ZM41 226H42V224H41ZM89 226H90V225H89ZM99 226H100V225H99ZM102 226H103V225H102ZM114 226H115V225H114ZM172 226H173V225H172ZM199 226H200V225H199ZM218 226H219V224H218ZM225 226H226V225H225ZM231 226H232V225H231ZM233 226H234V225H233ZM242 226H243V225H242ZM256 226H257V225H256ZM260 226H261V225H260ZM260 226H259V228H260ZM121 227H122V226H120V228H121ZM134 227H136V226H134ZM138 227H139V226H138ZM209 227H210V226H209ZM215 227H216V226H215ZM228 227H229V226H228ZM250 227H251V226H250ZM157 228H158V227H157ZM241 228H242V227H241ZM179 229H180V228H179ZM187 229H188V227H187ZM211 229H212V228H211ZM232 229H233V228H232ZM51 230H52V229H51ZM68 230H69V229H68ZM141 230H142V229H141ZM203 230H204V228H203ZM214 230H215V229H214ZM228 230H229V229H228ZM235 230H236V229H235ZM242 230H243V229H242ZM26 231H27V230H26ZM28 231H29V230H28ZM92 231H94V230H92ZM112 231H113V230H112ZM135 231H136V229H135ZM139 231H140V230H139ZM154 231H155V230H154ZM167 231H169V230H167ZM188 231H189V229H188ZM188 231H187V232H188ZM212 231H213V230H212ZM212 231H211V232H212ZM98 232H99V231H98ZM140 232H141V231H140ZM143 232H144V231H143ZM146 232H147V231H146ZM146 232H145L144 234H146ZM162 232H163V231H162ZM189 232H190V231H189ZM189 232H188V234H189ZM197 232H198V231H197ZM214 232H215V231H214ZM225 232H226V231H225ZM227 232H228V231H227ZM245 232H246V231H245ZM254 232H255V231H254ZM25 233H28V232H25ZM25 233H24V234H25ZM119 233H120V232H119ZM141 233H142V232H141ZM170 233H171V232H170ZM239 233H240V230H239ZM258 233H259V231H258ZM28 234H29V233H28ZM28 234H27L26 236L29 237ZM153 234H154V233H153ZM163 234H164V233H163ZM163 234H162V235H163ZM216 234H217V233H216ZM232 234H233V233H232ZM245 234H247V233H245ZM251 234H253V233L251 232ZM260 234H261V233H260ZM262 234H264V233H262ZM87 235H88V234H87ZM147 235H148V234H147ZM162 235H161V236H162ZM218 235H219V234H218ZM228 235H229V234H228ZM50 236H51V235H50ZM50 236H49V237H50ZM140 236H141V235H140ZM149 236H150V235H149ZM155 236H156V235H155ZM197 236H198V235H197ZM197 236H196V237H197ZM224 236H225V235H224ZM231 236H232V235H231ZM256 236H257V235H256ZM119 237H120V236H119ZM131 237H132V236H131ZM156 237H159V236H156ZM168 237H169V236H168ZM184 237H185V236H184ZM184 237H183V238H184ZM189 237H190V236H189ZM235 237H236V236H235ZM243 237H245V236L243 235ZM252 237H253V236H252ZM254 237H255V236H254ZM132 238H133V237H132ZM132 238H131V239H132ZM136 238H137V237H136ZM136 238H135V239H136ZM159 238H160V237H159ZM170 238H171V237H170ZM183 238H182V239H183ZM186 238H187V237H186ZM211 238H212V237H211ZM230 238L232 239L233 237H230ZM236 238H237V237H236ZM247 238H248V237H247ZM257 238H258V237H257ZM27 239H28V238H27ZM51 239H52V237H51ZM149 239H150V237H149ZM162 239H164V238H162ZM166 239H167V238H166ZM208 239H209V238H208ZM214 239H215V238H214ZM237 239H238V238H237ZM244 239H245V238H244ZM250 239H251V238H250ZM23 240H24V238H23ZM34 240H35V239H34ZM154 240H155V239H154ZM159 240H160V239H159ZM173 240H174V239H173ZM175 240H176V238H175ZM175 240H174V242H175ZM252 240H253V239H252ZM140 241H141V240H140ZM142 241H143V240H142ZM179 241H180V240H179ZM211 241H212V240H211ZM228 241H229V239H228ZM237 241H238V240H237ZM244 241H245V240H244ZM23 242H24V241H23ZM171 242H172V241H171ZM177 242H178V240H177ZM230 242H231V241H230ZM245 242H246V241H245ZM263 242H264V241H263ZM51 243H52V240H51L50 244H51ZM89 243H90V242H89ZM142 243H143V242H142ZM151 243H153V242H151ZM151 243H150V244H151ZM209 243H211V242H209ZM212 243H213V242H212ZM222 243H223V242H222ZM222 243H220V244H222ZM224 243H225V242H224ZM239 243H240V242H239ZM248 243H249V242H248ZM258 243H259V242H258ZM24 244H26V243H24ZM99 244H100V243H99ZM150 244H149V245H150ZM167 244H168V243H167ZM173 244H174V243H173ZM182 244H183V243H182ZM213 244H214V243H213ZM220 244H219V246H220ZM230 244H231V243H230ZM232 244H233V243H232ZM240 244H241V243H240ZM240 244H239V245H240ZM263 244H264V243H263ZM109 245H110V244H109ZM117 245H118V244H117ZM158 245H159V244H158ZM169 245H170V244H169ZM174 245H175V244H174ZM177 245H178V244H177ZM184 245H185V244H183V247H185ZM208 245H209V244H208ZM241 245H242V244H241ZM241 245H240V246H241ZM250 245H252V244H250ZM259 245H260V244H259ZM26 246H27V245H26ZM79 246H80V245H79ZM179 246H180V244H179ZM231 246H232V245H231ZM235 246H237V245H235ZM261 246H262V245H261ZM21 247H22V246H21ZM141 247H142V246H141ZM148 247H149V246H148ZM151 247H153V246H151ZM170 247H171V246H170ZM180 247H181V246H180ZM180 247H179V248H180ZM206 247H207V246H205L204 248H206ZM215 247H216V246H215ZM96 248H98V246H96ZM105 248H106V247H105ZM109 248H110V247H109ZM121 248H122V247H121ZM173 248H175V247L173 246ZM207 248H208V247H207ZM256 248H257V247H256ZM31 249H32V248H31ZM135 249H136V248H135ZM150 249H151V248H150ZM185 249H186V248H185ZM215 249H216V248H215ZM217 249H218V248H217ZM222 249H223V248H222ZM224 249H225V248H224ZM251 249H252V248H251ZM262 249H263V248H262ZM24 250H25V249H24ZM139 250H140V249H139ZM139 250H138V251H139ZM179 250H180V249H179ZM213 250H214V249H213ZM252 250H253V249H252ZM35 251H36V250H35ZM101 251H102V250H101ZM118 251H119V250H118ZM172 251H173V250H172ZM185 251H186V250H185ZM199 251H200V250H199ZM202 251H203V250H202ZM227 251H229V250H227ZM236 251H237V250H236ZM239 251H240V250H239ZM105 252H106V251H105ZM111 252H112V251H111ZM169 252H170V251H169ZM181 252H183V251H181ZM181 252H180V253H181ZM187 252H188V251H187ZM213 252H216V251H213ZM230 252H231V251H230ZM242 252H243V251H242ZM256 252H257V251H256ZM151 253H152V252H151ZM166 253H167V252H166ZM180 253H179V254H180ZM188 253H189V252H188ZM234 253H235V252H234ZM250 253H251V252H250ZM43 254H44V253H43ZM100 254H101V253H99V255H100ZM153 254H154V253H153ZM172 254H173V253H172ZM174 254H175V253H174ZM184 254H185V253H184ZM184 254H183V255H184ZM195 254H196V253H195ZM235 254H236V253H235ZM235 254H234V255H235ZM240 254H241V253H240ZM240 254H239V255H240ZM246 254H247V253H246ZM252 254H253V253H252ZM104 255H105V253H104ZM113 255H114V254H113ZM129 255H130V254H129ZM129 255H128V256H129ZM165 255H166V254H165ZM185 255H186V254H185ZM254 255H255V254H254ZM256 255H257V254H256ZM138 256H139V255H138ZM169 256H170V255H169ZM175 256H176V255H175ZM229 256H230V254H229ZM229 256H228V257H229ZM75 257H76V256H75ZM107 257H108V256H107ZM177 257H178V256H177ZM189 257H190V256H189ZM230 257H231V256H230ZM249 257H250V256H249ZM149 258H150V257H149ZM215 258H217V257H215ZM242 258H244V257L242 256ZM257 258H258V257H257ZM150 259H151V258H150ZM170 259H171V257H170ZM173 259H174V258H173ZM231 259H232V258H231ZM231 259H230V260H231ZM248 259H249V258H248ZM250 259H252V258H250ZM76 260H77V259H76ZM109 260H110V259H109ZM159 260H160V259H159ZM216 260H218V259H216ZM239 260H240V259H239ZM242 260H243V259H242ZM107 261H108V260H107ZM169 261H170V260H169ZM226 261H227V260H226ZM226 261H225V262H226ZM240 261H241V260H240ZM252 261H253V260H252ZM146 262H147V261H146ZM163 262H164V261H163ZM215 262H216V261H215ZM227 262H228V261H227ZM245 262H246V261H245ZM105 263H106V261H105ZM175 263H176V262H175ZM230 263H231V262H230ZM249 263H250V262H249ZM253 263H254V262H252V264H253ZM263 263H264V262H263ZM193 264H194V263H193ZM197 264H198V263H197ZM228 264H229V263H228ZM247 264H248V262H247Z\"/></svg>",
	"mask_w": 264,
	"mask_h": 264
}]
</instances>
